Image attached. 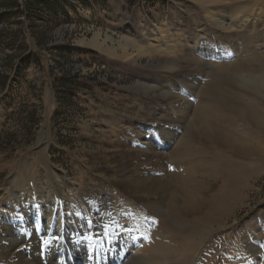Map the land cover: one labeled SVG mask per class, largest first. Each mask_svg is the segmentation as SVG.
Listing matches in <instances>:
<instances>
[{"label":"rangeland","instance_id":"rangeland-1","mask_svg":"<svg viewBox=\"0 0 264 264\" xmlns=\"http://www.w3.org/2000/svg\"><path fill=\"white\" fill-rule=\"evenodd\" d=\"M18 3L19 10L13 0H0V13L9 10L0 20L1 234L10 224L24 222L33 210L51 209L48 213L63 221L74 222L85 215L95 218L93 201L99 199V206L105 205L99 195L107 193L109 204L124 214L129 206H136L142 218L153 221L152 234L178 254L186 247L194 248L189 252L190 264H235L248 241L258 239L264 246V129L248 120L241 122L238 118L244 117L235 111L226 112L230 101L209 98L203 92L218 89L264 117V89H252L250 84L241 88V83L227 88L216 82L226 75V64L264 66V0L210 5L234 26L228 31L207 21V8L195 0H51L48 12L41 16L31 11V0ZM98 33L150 51L162 50L164 55L171 53L168 59L177 60L178 71L157 68L158 55L136 63L126 61L97 44L94 35ZM203 33L206 39H201ZM195 40L215 47L220 59L212 62L200 57L197 46L190 45ZM195 76L200 90L188 97L194 99L190 117L200 102L220 105L225 108L223 118L234 123L232 136L248 142L242 132H251V143L261 152L244 155L198 140L195 145L203 151L191 160L210 164L216 173L211 179L201 176L209 182L206 193L230 194L231 200L213 223L202 221L201 230L188 238L167 213L153 212L158 204L167 209L168 201L130 196L129 185L120 181L136 175L170 178L177 167L184 166L177 160L176 142L186 136L187 129L162 110L168 109L172 92L162 87L169 83L167 79L177 87ZM157 117L166 126L163 129L170 134L175 131L178 137L165 149L150 150L142 143L147 141L143 123ZM56 176L66 183L60 192ZM117 219L132 223L129 216L109 219L108 239L114 238ZM63 235L71 233L66 229ZM99 256L93 254L91 264H97Z\"/></svg>","mask_w":264,"mask_h":264},{"label":"bare ground","instance_id":"bare-ground-1","mask_svg":"<svg viewBox=\"0 0 264 264\" xmlns=\"http://www.w3.org/2000/svg\"><path fill=\"white\" fill-rule=\"evenodd\" d=\"M195 1L200 2L207 8H205L207 21L225 29V31L226 29L227 31L231 30L234 27L231 23L227 22L226 18L218 15L215 12V8H210V5L226 4L229 0ZM94 37L97 44L105 46L107 50L126 61L136 63L143 57L150 59L152 56L158 55L160 58L156 60L158 62L157 68L166 72L178 71L177 60L168 59L171 53L164 55V51L162 50L150 51L128 40H115L108 35L103 38L101 33H98L96 36L94 35ZM206 38L207 36L203 33L201 39ZM190 45L197 46L200 57L204 56V58L212 62L214 59H220L218 50L215 47L198 45L196 40L191 41ZM211 61H207V63ZM224 65L222 66L224 67ZM226 66V75H222L220 78L218 77L217 83L223 84L227 88H233V85L241 83L240 87L250 84L248 87L252 89L256 90L257 87H259V90L264 89V66L259 65L258 62L256 63L257 67H252L251 65L243 66L237 62L229 65L226 64ZM168 81L169 83L163 86L162 89H165L166 86L170 87L172 90L171 97L167 101L168 103L166 102L168 109L162 110L170 115L172 114L177 118L176 122L184 125L187 129L186 136L185 134L182 135V138L177 139L178 141L176 142L179 144V151L176 152L178 153L176 157L177 160H182V164L180 163V165L184 166L177 167L179 170L170 178L167 176L153 178L150 177V174V176L146 177L142 175V177H138L136 175L132 179L126 178L120 182L129 185L128 194L130 196L133 194L144 199L157 197V200L168 201L167 209L164 208L165 206L162 207L157 203L158 206L152 207L153 212L157 216L161 213H167L171 216L175 228L179 231H184V233L186 232V236L191 238V236L194 237L193 232L200 229L199 226L200 223H203L202 221L213 223L215 218L219 217L217 215L221 214V211L227 207L226 203L231 200L230 194L208 195L206 193L209 182L206 183L201 178L206 177L211 179L216 176V173L213 168H210V164H202L201 162L191 160L194 155H199L198 153L203 151L202 146L198 147L195 145L199 143L198 140L205 139L214 146H222L244 155L256 154L261 152V149L256 144L251 143L254 138L249 131L244 130L242 132L248 142L239 141L232 136L231 131L235 128L233 127L234 123L229 117L223 118L225 108L220 105L213 104V106H210L200 102V106L194 110V115L190 117L191 111H193L191 103L194 99L188 97H192L195 92L200 90L198 76L184 79L183 84L177 87L170 85V79H167ZM205 89H203V92L209 98L212 97L232 103L229 104L226 112L235 111L244 117L238 118L241 122L248 120L257 127L264 129V117L256 114L245 102L234 100L218 89ZM259 109L257 107L256 111ZM221 122H224V124L219 125L218 123ZM143 126V132L147 134V141H143L142 143L145 147H149L150 150L165 149L173 144L178 137L175 131L170 134L163 129L165 125L158 121V117L150 122L143 123ZM235 126L239 127L240 123L238 125L235 123ZM209 148L212 149L211 146ZM154 153L157 155L159 152ZM197 174H200L199 178ZM54 179L60 192L66 183L59 176H56ZM50 193L51 187L48 189V194ZM99 196L106 204L99 206L97 202L100 200L97 199L94 202L92 198L94 203L93 209L96 214L95 218L85 215L83 216L84 219H79L74 222H71L69 219L63 221L61 217H56L55 214L48 213L51 209H48L46 213L33 210L26 216L24 222L18 225L10 224V227L3 229L5 231L3 234L0 232V264H91L94 263L90 261V257L93 254H100L99 260L96 262L97 264H129V261H132L130 262L131 264L133 262L137 264H190L189 252L192 249L194 250V248L190 246L186 248L182 247L186 250L184 249L185 251H181L182 253L178 254L173 246L169 245L161 237L158 238L152 234L153 221L142 218L136 206H129L124 214L114 205L111 206L109 204L111 199L107 193ZM28 208L30 207L28 206ZM120 215L129 216L132 223L125 224L122 219H117V222L114 220L116 227L114 230V238L108 239V235L112 232L111 225H108L109 219L120 217ZM187 222L190 224L189 227H186ZM66 229L71 233L70 237L63 235V230ZM72 229L77 231L78 236H75ZM83 230L87 232L86 235L80 233ZM179 238L181 237L179 236ZM45 246L47 247L46 250L44 249ZM191 246H194V244ZM263 254L264 246L261 240L248 241L244 244L242 253L235 257V264H264Z\"/></svg>","mask_w":264,"mask_h":264},{"label":"trees","instance_id":"trees-1","mask_svg":"<svg viewBox=\"0 0 264 264\" xmlns=\"http://www.w3.org/2000/svg\"><path fill=\"white\" fill-rule=\"evenodd\" d=\"M58 2L62 1V0H57ZM67 1V0H64ZM34 9H31L32 12H35L37 15L41 16V14H45L48 12L49 10V5L51 3V0H31ZM20 3H18V0H13V5L17 6L18 10H19V5ZM25 12V9L23 10ZM9 10H4L3 12L0 13V20L2 18H6V16H8Z\"/></svg>","mask_w":264,"mask_h":264}]
</instances>
